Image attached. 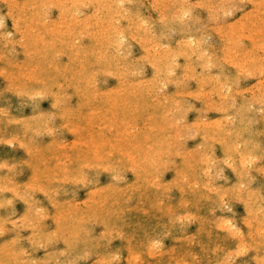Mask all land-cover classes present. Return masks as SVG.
<instances>
[{
    "label": "rangeland",
    "instance_id": "1",
    "mask_svg": "<svg viewBox=\"0 0 264 264\" xmlns=\"http://www.w3.org/2000/svg\"><path fill=\"white\" fill-rule=\"evenodd\" d=\"M28 1L29 0H0V17H4V25L0 27V158H2L0 159V198L2 200L0 201V256L1 253L3 254L0 257V264H80V262L81 264H223V262L229 258V255L233 260V264H257V262L259 264V262L264 259V235H262L264 234V172H261V169L264 168V163H261L259 160L260 156L264 155V151L260 150V145L264 143V76L261 75V72L264 70V0H256V3L255 0H231L233 3L228 0H220L219 2L215 0L216 4L214 0H212L211 4L208 3L210 0H207L208 2L206 0L205 2L203 0H197L199 2H196V0H168V3L167 0H165V5H174L173 1L176 3V6L177 3L181 4L178 6L181 10L176 7L174 9L172 8L174 12H172V9L166 10V8H162L164 4L160 2L163 3L164 0H157L159 2L155 0H133L134 2L132 0H125L128 2H124L123 0L126 5L125 8L117 7L121 2L119 0H97L96 2L92 0L93 4L91 0V2L85 0V4L83 2L84 0H80L83 4H81L79 0H66L65 3H63L64 0L62 3L61 0H59L60 3L58 0H56V2L52 0V4L50 1L46 0L49 4L48 2L43 4L42 1L44 0H40L43 6L38 0ZM35 1H38L40 5ZM75 1L80 4H77ZM68 2L69 4L75 2L74 5L76 4V8H80V5L82 7L77 11L73 4L70 6L67 5ZM190 2L193 6L190 5ZM252 2L255 4H251ZM183 3L185 4L183 5ZM196 3H199V5H206L207 7L199 8ZM65 4L68 9L65 8ZM90 4L94 5L95 9L93 7L89 11L86 7H83V5ZM99 4V8L101 7L104 9H98ZM108 4H110V6ZM226 4H229V6ZM230 4H233L234 6H232L234 8H232ZM50 5H53V7ZM111 5L114 6L112 7ZM154 5L160 8L153 7ZM189 6L193 7H191L193 10L190 18L191 21L186 19V24L184 22L183 25L179 26L178 21H176V23H178L175 24L173 17L180 15L182 10H188ZM219 6L230 9L225 10L223 8L224 11L221 8L218 10V8H220ZM45 7L48 11L45 10ZM57 7L61 8V10L63 9L62 12L59 8L56 9ZM209 7L214 8L210 9ZM96 8L98 13H95ZM64 9H66L68 13H66ZM71 9L74 11H72L74 14L77 12L76 15L71 14V11L69 12ZM105 9L106 11H104ZM169 10L171 12H169ZM102 11H104V13ZM166 11L171 15L168 16ZM208 11H211V15L214 16L211 18L215 20L209 22L210 19L208 20V18H210V16ZM9 12L11 14H9ZM45 12L49 14V17ZM105 12L107 14H105ZM111 12H114L115 15L112 13L114 18L109 17L111 16L109 15ZM126 12L128 17L125 15ZM129 12H132L131 14L133 15ZM159 12L160 15H158ZM214 12H216L217 15ZM225 13H229V15L226 16ZM241 13L243 14L241 15ZM93 14L95 16H92ZM10 15L14 17L11 18ZM58 15L61 16L59 17ZM77 15L79 16L78 20L76 19L78 17ZM90 15L91 18L94 17L93 20L90 18ZM161 15H167L166 24L160 26L155 31L152 30L151 27L145 30V28L139 26V22L137 21V16H142L150 23L153 19L152 22L159 25V17H161ZM17 16L20 17L17 18ZM37 16H40L41 19ZM62 16H67L65 18L66 22H61L64 19ZM86 17L88 19H86ZM131 17L136 18L138 23L135 21L133 22L134 19ZM72 18H75V23ZM82 18L84 19L83 21L81 20ZM108 18L110 20H108ZM111 19H115V21L112 22ZM127 19H130V21L137 26H131L132 23L130 21L128 23ZM24 21L28 24L27 26ZM42 21H47L45 23L46 25L44 23L40 24ZM80 21L83 22V24H79L78 22ZM84 21L90 26L93 21L95 22L89 27L84 25L86 24ZM116 21H119V23ZM206 21L208 22L207 24L205 23ZM228 21L231 23V26L228 25ZM232 21L234 23H232ZM53 22L54 25H52ZM60 22L63 25L60 24ZM114 22H116L117 25H114ZM57 23L58 25H56ZM106 24L109 25L107 26ZM119 24H123V26ZM80 25L84 30L82 32V29H79ZM240 25L242 26L240 27ZM103 26L106 27L108 32L105 28L103 29ZM223 26L224 28H221ZM95 27H97L96 29L99 31L93 29ZM113 27L119 28L114 29ZM127 27H129V29ZM247 27H249V29ZM44 28H46V30ZM77 28L80 31L76 30ZM86 28H88V31ZM121 28H123V30ZM241 28L244 30L242 29L241 31ZM257 29H262L261 31L259 30L260 33H262L260 34ZM58 30L60 33L57 32ZM70 30L75 32H69ZM166 30H168V32H166ZM130 31L132 34H130ZM142 31L144 32L141 33ZM169 31L172 33L170 34ZM215 31L217 32L216 36ZM224 31L229 32V34ZM230 31L233 32L232 36ZM253 31L257 34L255 32L256 35L252 33ZM51 32L55 34V39ZM149 32H153L151 33L152 35ZM7 33H12V35L9 36ZM31 33H35L34 36ZM56 33H59L57 34L59 37ZM71 33H73L72 36L75 38L73 40L70 39L72 37ZM163 33L164 35H162ZM183 33L186 37L183 36ZM81 34L88 37H84ZM140 34H143V36ZM239 34L242 37L240 36V40L236 42L238 43L241 41L245 44L235 43L234 39H236ZM128 35L130 36L129 38ZM167 35H169V37ZM190 35L195 40L197 39V47H193L191 44L187 43ZM198 35H202L203 38ZM49 36H52L53 39L49 38ZM82 37L84 38L82 39ZM93 37H95V40ZM104 38H106V40ZM139 38L146 39L147 42L143 39L141 42ZM132 40L134 41L132 42ZM34 41L36 43H33ZM148 41H150V44ZM165 42L166 44H164ZM55 43L57 44L55 45ZM222 43H224V46ZM115 44H117V47ZM85 46H87V48ZM206 46L209 50L206 49ZM112 47L113 50H111ZM148 49L151 51L150 54L147 51ZM236 50H238L237 52L239 53H236ZM157 52L159 53L157 54ZM161 52L164 55H162ZM29 53H31V55ZM190 54L193 55L190 56ZM49 55L51 57L50 59ZM33 57H36V59ZM172 57L174 59H172ZM222 57H225V59ZM210 58L214 60H210ZM242 58L244 59L243 61ZM32 62H34V64H32ZM218 63L221 66H219ZM208 64L212 65V69H208ZM95 65L98 67H95ZM244 66H247L246 69ZM57 68H59V70ZM236 70L241 72L237 73ZM247 70L250 72L248 73ZM242 72H245V74L248 73L250 76ZM253 72L255 74L251 76ZM240 73L242 74L240 75ZM155 74L157 75L154 76ZM216 75H218V77H216ZM253 75L255 77H253ZM233 76L237 79L235 80ZM241 76L243 77L241 78ZM153 77L155 78L151 79ZM168 77L170 79H168ZM139 78H141V80ZM8 79L9 81H7ZM237 82L239 83L237 84ZM229 84H231V87L234 86V88H231ZM253 85H256L255 88L251 87ZM258 85H261V87ZM243 87L247 90H242ZM192 88H194V90ZM259 88H263L261 92ZM235 89L240 90L238 92ZM208 90H210L211 93ZM148 91L149 93H147ZM170 91L174 94H171ZM251 92L253 94H251ZM134 93H136V95H134ZM163 93L167 95V98ZM114 98L117 99H115L116 102ZM239 99L240 101H238ZM243 99L247 101L243 102ZM234 101H236V103ZM257 101H259V103ZM52 103L54 104L52 105ZM243 103L245 106H243ZM201 104L203 105L201 106ZM208 104H210V106ZM214 104L215 106H213ZM251 106H253V108ZM246 108L248 111H246ZM252 109L254 110L252 111ZM220 110L221 113H219ZM240 111L241 113L243 111L242 116L244 117L239 114ZM131 112L133 113L131 114ZM222 112L224 116H222ZM228 112H230V114ZM256 115L258 116L256 117ZM216 116V120H212L213 118L215 119ZM82 117L86 119L83 120ZM226 117L228 119L227 122ZM251 117H253V119ZM202 118L204 120H209L205 122ZM254 120H256V123ZM86 121L89 123H86ZM163 121L165 123H163ZM199 121H203L204 124ZM173 122H175V124ZM248 122L250 123L248 124ZM128 124L131 125L128 126ZM215 124H217V126ZM169 125L170 127H168ZM185 126H188V129ZM232 126L235 128H232ZM195 129H198L200 132L198 130L197 132ZM178 130L180 134H178ZM116 131H120L119 133L121 135ZM211 132L213 133L211 134ZM240 138L242 139L240 140ZM85 142L86 144L84 145L83 143ZM111 142H113V145ZM199 145L200 147H198ZM225 145L227 146L225 147ZM238 145L240 146L239 149L237 147ZM235 148L245 152V155L242 154L245 158L248 155L246 152L251 153L250 155L254 157V162L250 167L245 168L240 162L241 159H237V154L233 153V149ZM227 149L228 152H226ZM85 150L87 152H85ZM261 152L262 155H259ZM192 155L194 156L192 157ZM227 160L228 163L226 164L225 161ZM156 161H158V164H153ZM223 161L224 164H222ZM81 163L84 165L82 166ZM99 164L103 167H99ZM208 167L210 168V172ZM233 169H236V171H233ZM248 169L252 170L248 171ZM233 172H236L234 176ZM239 184H243L244 187L241 188ZM258 194L261 195V197ZM177 195L180 196L178 197ZM80 199H87L85 201L89 204ZM15 200H17V202ZM130 201L133 203L131 204ZM82 203H84V205ZM84 209L85 211H83ZM105 209L107 210L105 211ZM87 210L90 211L88 212ZM261 212L263 213L262 215H260ZM255 215H257L258 218ZM73 217L75 219H73ZM247 219H249V222ZM256 220L259 221L256 222ZM227 221H231L232 226H236L234 228L237 229L239 233H243V235L239 237V234L236 232L234 233L229 226H227ZM69 225L71 228H69ZM259 225H261V229ZM69 230L72 231L70 232ZM73 231L76 233V236L73 235ZM259 231L261 233H258ZM246 232L248 236H246ZM249 233H253L252 236ZM244 236H246V238ZM250 238L251 240H248ZM155 239L160 241L161 247L159 248L160 250L150 254L148 243L150 240ZM241 244H243V246ZM50 249L53 250L51 251ZM237 250L242 254L235 255ZM242 250L244 252H242ZM226 252L227 255L225 254ZM52 254H54V257ZM255 255L259 257L256 259L257 256Z\"/></svg>",
    "mask_w": 264,
    "mask_h": 264
},
{
    "label": "bare ground",
    "instance_id": "2",
    "mask_svg": "<svg viewBox=\"0 0 264 264\" xmlns=\"http://www.w3.org/2000/svg\"><path fill=\"white\" fill-rule=\"evenodd\" d=\"M12 1H14V0H12ZM18 1H19V0H18ZM29 1H30V0H29ZM29 1H28V2H29ZM38 1H40V0H38ZM38 1H35V2H38ZM41 1H42V0H41ZM41 1H40V4H42V3L44 4V3L48 2V1L51 2L52 0H48V1L44 0L45 2L42 1V3H41ZM54 1L56 2V0H54ZM65 1H66V0H64V2H63V0H61V3H62V2L65 3ZM67 1H69V0H67ZM73 1H74V0H73ZM81 1H83V0H81ZM81 1L79 0V2H80L81 4H83V2H84V4H85V0H84L83 2H81ZM86 1H87V0H86ZM88 1H90V0H88ZM91 1H92V0H91ZM91 1H90V2H91ZM93 1H94V0H93ZM93 1H92V4H93ZM96 1H97V0H95V2H96ZM105 1H106V0H105ZM113 1H114V0H113ZM117 1H118V0H117ZM119 1H121V0H119ZM132 1H133V0H132ZM151 1H152V0H151ZM153 1H154V0H153ZM155 1H157V0H155ZM203 1L205 2V0H203ZM206 1H207V0H206ZM216 1H217V0H216ZM216 1L214 0V3H215ZM219 1H220V0H218V2H219ZM228 1H231V0H228ZM228 1H227V2H228ZM258 1H259V0H258ZM58 2H59V0H58ZM75 2H76V1H75ZM75 2H74V3H75ZM79 2H78V3L76 2V3H77V4H80ZM90 2H89V3H90ZM109 2H110V1H109ZM124 2H128V1H125V0H124ZM133 2H134V1H133ZM157 2H159V1H157ZM170 2H171V1H170ZM170 2H169V3H170ZM196 2H199V1L196 0ZM201 2H202V1H201ZM207 2H208V1H207ZM211 2H212V0H210V2H208V3L211 4ZM218 2H217V3H218ZM227 2H226V3H227ZM248 2H249V1H248ZM253 2H254V1H253ZM253 2H252L251 4H253ZM262 2H263V1H262ZM11 3H12V2H11ZM22 3H23V2H22ZM59 3H60V2H59ZM74 3H72V4H73L74 8H76V4L74 5ZM97 3H99V2H97ZM115 3H116V2H115ZM129 3H131V2H129ZM138 3H139V2H138ZM145 3H146V2H145ZM151 3H152V2H151ZM154 3H155V2H154ZM160 3H161V4H164V3H165V0H164L163 3H162V2H160ZM167 3H168V0H167ZM190 3H191V2H190ZM190 3H189V4H190ZM202 3H203V2H202ZM228 3H230V2H228ZM231 3H233V2L231 1ZM255 3H256V0H255ZM255 3H254V4H255ZM18 4H19V3H18ZM40 4H39V2H38V5H40ZM43 4H42V6H43ZM48 4H49V2H48ZM51 4H52V2H51ZM53 4H55V3H53ZM66 4H67V3H66ZM66 4H65V6H66L65 8H67V5H69V6L72 5V4H69V2H68L67 5H66ZM100 4H101V3H100ZM100 4L98 5V9L101 8V7L99 8ZM103 4H105V3H103ZM116 4H117V3H116ZM132 4H133V3H132ZM149 4H150V3H149ZM158 4H159V3H158ZM170 4H171V3H170ZM173 4L175 5L176 3L173 1ZM179 4H180V3H179ZM179 4L177 3V7H176V8H179V7H178ZM184 4H185V3H183V5H184ZM196 4L199 5V3H196ZM215 4H216V3H215ZM221 4H222V3H221ZM224 4H225V2H224ZM224 4H222V5H224ZM254 4H253V5H254ZM257 4H258V3H257ZM9 5H10V4H9ZM29 5H30V3H29ZM90 5H91V4H90ZM101 5H102V4H101ZM106 5H107V4H106ZM108 5L110 6V4H108ZM151 5H152V4H151ZM164 5H165V4H164ZM164 5H162V8H165V7H163ZM167 5H168V4H167ZM171 5H172V4H171ZM180 5H181V4H180ZM190 5H192V3H191ZM200 5H202V4H200ZM218 5H219V4H218ZM226 5L229 6V4H226ZM232 5H233V4H230V6H232ZM258 5H259V4H258ZM11 6H12V4H11ZM50 6L53 7V5H50ZM56 6H57V5H56ZM58 6H59V5H58ZM103 6H104V5H103ZM103 6H102V7H103ZM111 6H112V5H111ZM113 6H114V5H113ZM113 6H112V7H113ZM115 6H116V5H115ZM138 6H139V5H138ZM147 6H148V5H147ZM192 6H193V5H192ZM192 6H191V7H192ZM208 6H209V5H208ZM224 6H225V5H224ZM233 6H234V5H233ZM233 6H232V8H234ZM28 7H29V6H28ZM46 7H48V6H46ZM46 7H45V10H47ZM52 7H51V8H52ZM54 7H55V6H54ZM77 7H78V6H77ZM81 7H82V6L80 5V8H81ZM117 7H118V5H117ZM139 7H140V6H139ZM211 7H212V5H211ZM219 7H220V6H219ZM225 7H226V6H225ZM252 7H254V6H252ZM259 7H260V6H259ZM15 8H16V7H15ZM31 8H32V7H31ZM51 8H50V9H51ZM58 8H59V7H57L56 9H58ZM63 8H64V6H63ZM80 8H76L77 11H78V9H80ZM109 8H110V7H109ZM148 8H149V6H148ZM159 8H160V7H159ZM184 8H185V6H184ZM192 8H193V7H192ZM205 8H206V7H205ZM209 8H210V7H209ZM213 8H214V7H213ZM213 8H210V9H213ZM221 8H222V7L218 8V10H220ZM223 8H224V7H223ZM223 8H222V9H223ZM262 8H263V7H262ZM0 9H1V8H0ZM36 9H37V8H36ZM36 9H35V10H36ZM41 9H42V8H41ZM50 9H49V10H50ZM59 9H60V11L62 12L63 9H62V10H61V8H59ZM67 9H68V8H67ZM69 9H70V8H69ZM82 9H83V8H82ZM94 9H95V7H94ZM102 9H104V8H101V10H102ZM114 9H115V8H114ZM114 9H112V10H114ZM118 9H119V8H118ZM138 9H139V8H138ZM173 9H174V8H173ZM173 9H172V10H173ZM179 9H180V8H179ZM194 9H195V8H194ZM224 9H225V8H224ZM224 9H223V10H224ZM227 9L229 10L230 8H226L225 10H227ZM250 9H251V8H250ZM254 9H256V8H254ZM8 10H9V9H8ZM23 10H24V9H23ZM33 10H34V9H33ZM64 10H65V12H66V9H64ZM86 10H87V9H86ZM101 10H100V11H101ZM115 10H117V9H115ZM120 10H121V9H120ZM124 10H126V9H124ZM129 10H130V9H129ZM156 10H157V9H156ZM159 10H160V9H159ZM159 10H158V11H159ZM161 10H163V9H161ZM164 10H165V9H164ZM166 10H168V9H166ZM180 10H181V9H180ZM207 10H209V9H207ZM215 10L218 11L217 9H215ZM225 10H224V11H225ZM234 10H235V9H234ZM251 10H252V9H251ZM260 10H263V9H260ZM11 11H12V10H11ZM26 11H27V10H26ZM26 11H25V12H26ZM47 11H48V10H47ZM52 11H53V10H52ZM70 11L72 12L73 10L71 9V10H69V12H70ZM82 11H83V10H82ZM82 11H81V12H82ZM104 11H106V9H105ZM104 11H102V12L104 13ZM108 11H109V9H108ZM108 11H107V12H108ZM118 11H119V10H118ZM118 11H117V12H118ZM177 11H178V10H177ZM192 11H193V10H192ZM194 11H195V10H194ZM246 11H247V10H246ZM248 11H249V9H248ZM248 11H247V12H248ZM5 12H6V11H5ZM12 12H13V11H12ZM73 12H74V11H73ZM73 12H72L71 14H74ZM121 12H122V10H121ZM169 12H171V11L169 10ZM169 12L166 11L167 14H168ZM172 12H174V10H173ZM175 12H176V11H175ZM210 12H211V11H208V13H210ZM218 12H219V11H218ZM222 12H223V11H222ZM244 12H245V10H244ZM263 12H264V10H263ZM7 13H8V11H7ZM28 13H29V12H28ZM36 13H37V12H36ZM41 13H42V12H41ZM45 13H46V12H45ZM45 13H43V14H45ZM66 13H68V11H67ZM76 13H77V12H76ZM76 13H75L74 15H76ZM95 13H98V12H97V8H96V12H95ZM95 13H94V14H95ZM112 13L114 14V12H111V14H109V15H111V16H109L110 18H111V17L114 18V16H112V15H113ZM119 13H120V12H119ZM119 13H116V14L120 15ZM124 13H125V12H124ZM126 13H127V12H126ZM129 13H130V12H129ZM131 13H132V12H131ZM131 13H130V14H131ZM139 13H140V11H139ZM177 13H178V12H177ZM177 13H176V14H177ZM199 13H200V12H199ZM202 13H203V12H202ZM214 13L216 14V12H214ZM214 13H212V14H214ZM220 13H221V12H220ZM9 14H10V12H9ZM19 14H20V13H19ZM19 14H18V15H19ZM33 14H34V13H33ZM46 14H47V16L49 15L48 13H46ZM46 14H45V15H46ZM59 14H60V13H59ZM63 14H64V13H63ZM63 14H62V15H63ZM71 14H70V15H71ZM91 14H92V13H91ZM94 14H93L92 16H95ZM105 14H107V13L105 12ZM136 14H137V12H136ZM157 14H158V13H157ZM157 14H156V15H157ZM173 14H174V13H173ZM180 14H181V13H180ZM242 14H243V13H241V15H242ZM254 14H255V13H254ZM0 15H1V14H0ZM20 15H21V14H20ZM39 15H40V14H39ZM64 15H65V14H64ZM114 15H115V14H114ZM121 15H122V14H121ZM131 15H133V14H131ZM137 15H138V14H137ZM140 15H141V13H140ZM158 15H160V12H159ZM170 15H171V14H170ZM170 15L168 14V16H170ZM216 15H217V14H216ZM249 15H250V14H249ZM263 15H264V14H263ZM8 16H9V15H8ZM58 16L60 17L61 15H58ZM68 16H69V15H68ZM77 16H78V15H77ZM83 16H85V15H83ZM83 16H82V17H83ZM99 16L101 17L100 14H99ZM116 16H117V15H116ZM142 16H143V13H142ZM145 16H146V15H145ZM166 16H167V15H166ZM209 16H210V18H208V20L210 19L209 22H210L211 20H212V21L215 20V19H212L214 16H212V15H209ZM239 16H240V15H239ZM10 17H11V15H10ZM13 17H14V16H13ZM13 17H11V18H13ZM19 17H20V16H19ZM19 17L17 16V18H19ZM34 17H35V16H34ZM34 17H33V18H34ZM37 17H38V16H37ZM39 17H40V16H39ZM39 17H38V18H39ZM43 17H44V16H43ZM48 17H49V16H48ZM62 17L64 18V19L61 21V22L63 23V21H65V18H66L67 16H65V17L62 16ZM69 17H71V16H69ZM73 17H75V16H73ZM88 17H89V16H88ZM104 17H105V16H104ZM104 17H103V18H104ZM106 17H107V16H106ZM121 17H122V16H121ZM121 17H120V18H121ZM127 17H128V16H127ZM143 17H144V16H143ZM207 17H208V16H207ZM211 17H212V18H211ZM240 17H241V16H240ZM245 17H246V15H245ZM258 17H259V16H258ZM5 18H6V17H5ZM15 18H16V17H15ZM15 18H14V19H15ZM38 18H37V19H38ZM44 18H45V17H44ZM51 18H52V17H51ZM83 18H84V17H83ZM83 18L81 19L82 21L84 20ZM90 18H91V15H90ZM93 18H94V17H93ZM93 18H91V19L93 20ZM131 18H133V17H131ZM131 18H130V19H131ZM151 18H153V17H151ZM159 18H160V17H159ZM167 18H168V17H167ZM215 18H216V16H215ZM8 19H9V18H8ZM22 19H23V18H22ZM22 19H21V20H22ZM40 19H41V17H40ZM47 19H48V18H47ZM53 19H55V18H53ZM57 19H58V18H57ZM72 19H73V18H72ZM72 19H71V20H72ZM74 19H75V18H74ZM74 19H73V21H74ZM76 19L78 20V19H79V16H78ZM86 19H88V18L86 17ZM101 19H102V18H101ZM116 19H117V18H116ZM130 19H129V20L127 19V20H128V23H129ZM133 19H134V20H133ZM133 19H132L133 22H134V21H135V22L138 21V20L136 21V18H133ZM155 19H156V18H155ZM157 19H158V17H157ZM171 19H172V17H171ZM234 19H235V18H234ZM244 19H245V18H244ZM258 19H259V18H258ZM42 20H43V19H42ZM50 20H51V19H50ZM96 20H97V19H96ZM104 20H105V18H104ZM108 20H110V19L108 18ZM111 20H112V22L115 21V19H111ZM125 20H126V19H125ZM158 20H159V19H158ZM189 20H190V18H189ZM196 20H197V19H196ZM196 20H195V22H196ZM208 20H207V21H208ZM236 20H237V19H236ZM236 20H235V21H236ZM238 20H239V19H238ZM263 20H264V19H263ZM16 21H17V20H16ZM35 21H36V20H35ZM38 21H39V19H38ZM38 21H37V22H38ZM44 21H45V20H44ZM98 21H99V20H98ZM152 21H153V19H152ZM152 21H151V22H152ZM159 21H160V20H159ZM173 21H174V20H173ZM173 21H172V22H173ZM177 21H178V20H177ZM185 21H186V20H185ZM190 21H191V20H190ZM197 21H198V20H197ZM207 21L205 22L206 24L208 23ZM243 21H244V20H243ZM246 21H247V20H246ZM9 22H10V21H9ZM14 22H15V21H14ZM22 22H23V21H22ZM24 22H25V21H24ZM28 22H29V21H28ZM46 22H47V21H46ZM46 22H43V21H42L40 24H43V23L45 24ZM61 22H60V24H62ZM65 22H66V21H65ZM88 22H89V21H88ZM94 22H95V21H93L92 24H94ZM109 22H110V21H109ZM116 22H117V21H116ZM116 22H114L115 24H114V23H112V24L117 25ZM130 22H131V21H130ZM133 22H131V23H132L131 26H137V25H135V23L133 24ZM138 22H139V21H138ZM138 22H137V23H138ZM157 22H158V21H157ZM170 22H171V21H170ZM170 22H169V24H170ZM178 22H179V21H178ZM178 22H177V23H178ZM239 22L242 23L241 21H239ZM250 22H251V21H250ZM15 23H16V22H15ZM25 23H26V22H25ZM49 23H50V22H49ZM74 23H75V21H74ZM78 23H79V24H80V23L83 24V22H81V21L78 22ZM84 23H86V24H84V25H87V22L84 21ZM98 23H99V22H98ZM137 23H136V24H137ZM174 23L177 24L176 21H175ZM186 23H187V22H185V24H186ZM191 23H192V22H191ZM193 23H194V22H193ZM227 23H229V21H228ZM232 23H234V22L232 21ZM40 24H38V25H40ZM60 24H59V26H60ZM79 24H76V25H79ZM82 24H81V25H82ZM92 24H91V26H92ZM102 24H103V21H102ZM138 24H139V23H138ZM165 24H166V23H165ZM167 24H168V23H167ZM178 24H179V26L181 25L180 22H179ZM197 24H201V23H197ZM203 24H204V23H203ZM214 24H215V23H214ZM230 24H231V23H229L228 25H230ZM260 24H261V23H260ZM12 25H13V24H12ZM25 25L27 26L28 24L26 23ZM45 25H46V24H45ZM52 25H54V22H53ZM56 25H58V23H57ZM62 25H63V24H62ZM68 25H69V24H68ZM81 25H80V28H79V29H80V30L82 29V30H81V32H82V31H84V30H83V27H82ZM106 25H107V24H106ZM106 25H105V26H106ZM108 25H109V24H108ZM108 25H107V26H108ZM119 25H120V24H119ZM125 25H126V24H125ZM232 25H233V24H232ZM237 25H238V24H237ZM244 25H245V24H244ZM26 26H25V27H26ZM40 26H41V25H40ZM69 26H70V25H69ZM74 26H75V25H74ZM87 26L91 27L90 25H87ZM96 26H97V25H96ZM120 26H123V24H121ZM129 26H130V25H129ZM139 26H140V24H139ZM167 26H168V25H167ZM184 26H185V25H184ZM190 26H191V25H190ZM200 26H201V25H200ZM213 26H214V25H213ZM230 26H231V25H230ZM233 26H235V25H233ZM241 26H242V25H240V27H241ZM16 27H17V26H16ZM16 27H15V28H16ZM37 27H38V26H37ZM42 27H43V25H42ZM57 27H58V26H57ZM64 27H65V26H64ZM76 27H77V26H76ZM76 27H75V28H76ZM81 27H82V28H81ZM84 27H85V26H84ZM125 27H126V26H125ZM140 27H142V26H140ZM140 27H139V28H140ZM187 27H188V26H187ZM202 27H203V26H202ZM202 27H201V28H202ZM255 27H257V26H255ZM5 28H6V27H5ZM5 28H4V29H5ZM21 28H22V27H21ZM31 28H32V27H31ZM46 28H47V26H46ZM46 28H44V29L46 30ZM50 28H51V27H50ZM52 28H53V27H52ZM69 28H70V27H69ZM96 28H97V27H95V28H93V29H95L96 31H99V30H97ZM100 28H101V27H100ZM104 28H105V30H106V27L103 26V29H104ZM108 28H109V27H108ZM113 28H114V27H113ZM115 28H116V27H115ZM115 28H114V29H115ZM118 28H119V27H117L116 29H118ZM127 28L129 29V27H127ZM127 28H126V29H127ZM169 28H170V26H169ZM173 28H174V27H173ZM185 28H186V26H185ZM189 28H190V27H189ZM196 28H198V27H196ZM217 28H218V27H217ZM219 28H220V27H219ZM221 28H224V26L221 27ZM221 28H220V29H221ZM226 28H227V27H226ZM247 28L249 29V27H247ZM11 29H12V28H11ZM24 29H26V28H24ZM34 29H36V28H34ZM39 29H40V28H39ZM63 29H64V28H63ZM72 29H73V28H72ZM79 29L77 28L76 30L80 31ZM87 29H88V28H86V30H87ZM91 29H92V28H91ZM121 29L123 30V28H121ZM134 29H135V28H134ZM140 29H142V28H140ZM176 29H177V27H176ZM181 29H183V28H181ZM181 29H180V30H181ZM220 29H219V30H220ZM242 29H243V28H241V31H242ZM31 30H32V29H31ZM42 30H43V29H42ZM45 30H44V31H45ZM119 30H120V29H119ZM130 30H131V29H130ZM132 30H133V29H132ZM142 30H143V29H142ZM145 30H146V29H145ZM164 30H165V29H164ZM171 30H172V29H171ZM196 30H197V29H196ZM243 30H244V29H243ZM257 30H258V29H257ZM259 30H260V29H259ZM259 30H258V31H259ZM261 30H262V29H261ZM261 30H260V31H261ZM8 31H9V30H8ZM20 31H22V30H20ZM32 31H33V30H32ZM36 31H37V30H36ZM52 31H53V29H52ZM87 31H88V30H87ZM92 31H93V30H92ZM106 31H107V30H106ZM113 31H115V30H113ZM126 31H127V30H126ZM126 31H125V33H126ZM133 31H134V30H133ZM135 31H136V30H135ZM188 31H189V29H188ZM188 31H185V32H188ZM213 31H214V30H213ZM235 31H236V30H235ZM237 31H238V29H237ZM247 31H248V30H247ZM260 31H259V33H260ZM11 32H14V31H11ZM15 32H16V31H15ZM18 32H19V31H18ZM57 32H59V30H58ZM69 32H73V33H74L75 31H73V30L71 31V30H70ZM81 32H80V33H81ZM107 32H108V31H107ZM118 32H119V31H118ZM137 32H138V31H137ZM143 32H144V31H142L141 33H143ZM153 32H154V31H153ZM153 32H151V33H153ZM166 32H168V30H166ZM169 32H170V31H169ZM202 32H203V30H202ZM204 32H206V31H204ZM215 32H216V31H215ZM217 32H218V30H217ZM217 32H216L215 36L217 35ZM220 32H221V31H220ZM224 32H226V31H224ZM224 32H223V33H224ZM230 32H231V31H230ZM254 32H255V31H253L252 33H254ZM0 33H1V32H0ZM59 33H60V32H59ZM59 33H56V35L59 34ZM73 33H71V36H72ZM90 33H91V32H90ZM90 33H88V34H90ZM92 33H93V32H92ZM110 33H111V32H110ZM116 33H117V32H116ZM121 33H122V32H121ZM127 33H128V31H127ZM149 33H150V32H149ZM151 33H150V34H151ZM171 33H172V32H170V34H171ZM226 33L229 34V32H226ZM232 33H233V32H231V36H232ZM238 33H239V32H238ZM247 33H248V32H247ZM255 33H256V32H255ZM255 33H254V34H255ZM261 33H262V32H261ZM261 33H260V34H261ZM263 33H264V32H263ZM7 34H8V33H7ZM7 34H6V35H7ZM31 34H32V33H31ZM34 34H35V33H34ZM34 34H32V35L34 36ZM44 34H45V33H44ZM46 34H47V33H46ZM51 34H53V32H51ZM51 34H50V35H51ZM85 34H86V33H85ZM119 34H120V33H119ZM119 34H118V35H119ZM130 34H132L131 31H130ZM134 34H135V33H134ZM138 34H139V33H138ZM170 34H169V35H170ZM183 34H184V33H183ZM183 34H181V35H183ZM207 34H211V33H207ZM207 34H206V35H207ZM227 34H226V35H227ZM254 34H253V36H254ZM256 34H257V33H256ZM256 34H255V35H256ZM14 35H15V33H14ZM81 35H83V34H81ZM86 35H87V34H86ZM118 35H117V36H118ZM140 35H141V34H140ZM146 35H147V33H146ZM151 35H152V34H151ZM162 35H164V33H163ZM169 35H167V36L169 37ZM218 35H221V34H218ZM226 35H222V36H226ZM19 36H20V35H19ZM33 36H31V37H33ZM54 36H55V34H53V38H54ZM57 36H58V35H57ZM83 36H84V35H83ZM124 36H126V35H124ZM141 36H143V34H142ZM183 36L186 37L185 34H184ZM190 36H191V35H190ZM195 36H196V35H195ZM195 36H194V37H195ZM198 36H200V35H198ZM222 36H221V38H222ZM229 36H230V35H229ZM236 36H237V35H236ZM240 36H241V35L239 34V36H237V37L239 38ZM246 36H247V35H246ZM250 36H251V34H250ZM253 36H252V37H253ZM260 36H261V35H260ZM5 37H6V36H5ZM22 37H23V35H22ZM22 37H21V38H22ZM31 37H29V38H31ZM44 37H46V36H44ZM55 37H56V36H55ZM58 37H59V36H58ZM76 37H78V36H76ZM79 37H80V36H79ZM84 37H88V36H84ZM84 37H82V39H83ZM114 37H115V35H114ZM119 37H120V35H119ZM126 37H127V36H126ZM129 37H130V36L128 35V38H129ZM134 37H136V36H134ZM138 37H139V36H138ZM180 37H181V36H180ZM200 37L203 38L202 35H201ZM234 37H235V36H234ZM237 37H236V39L233 38L234 41H235V43H237L236 41H239V40H240V38L238 39ZM241 37H242V36H241ZM252 37H251V38H252ZM14 38H15V37H14ZM19 38H20V37H19ZM49 38H52V36H51V37L49 36ZM53 38H52V39H53ZM69 38H70V37H69ZM69 38H68V39H69ZM90 38H91V37H90ZM100 38H101V37H100ZM131 38H132V37H131ZM140 38H141V37H140ZM140 38H139V39H140ZM143 38H144V37H143ZM143 38H142V39H143ZM147 38H148V36H147ZM247 38H248V37H247ZM17 39H18V38H17ZM54 39H55V38H54ZM63 39H65V38H63ZM70 39L73 40V39H75V38L72 36ZM80 39H81V38H80ZM82 39H81V41H82ZM93 39L95 40V37H93ZM98 39H99V38H98ZM104 39L106 40V38H104ZM121 39H122V38H121ZM126 39H127V38H126ZM142 39H140L141 42H142ZM148 39H149V38H148ZM186 39H187V38H186ZM188 39H189V38H188ZM218 39H220V38H218ZM248 39H250V38H248ZM21 40H22V39H21ZM39 40H40V39H39ZM42 40H43V39H42ZM45 40H46V39H45ZM45 40H44V41H45ZM90 40H92V39H90ZM109 40H110V39H109ZM134 40H135V39H134ZM134 40H132V42H133ZM143 40H144V39H143ZM151 40H152V39H151ZM153 40H154V39H153ZM196 40H197V39H196ZM230 40H231V39H230ZM7 41H8V40H7ZM17 41H18V40H17ZM28 41H29V40H28ZM44 41H40V42H44ZM50 41H51V39H50ZM59 41H61V40H59ZM59 41H58V42H59ZM63 41H64V40H63ZM65 41H66V40H65ZM103 41H104V40H103ZM113 41H114V40H113ZM144 41L147 42L146 39H145ZM144 41H143V42H144ZM222 41H223V40H222ZM29 42H30V41H29ZM46 42H47V41H46ZM51 42H52V41H51ZM51 42H50V43H51ZM75 42H76V40H75ZM77 42H78V41H77ZM82 42H83V41H82ZM99 42H100V41H99ZM107 42H108V41H107ZM117 42H118V41H117ZM137 42H138V41H137ZM149 42H150V41H148V43H149ZM156 42H157V41H156ZM161 42H162V41H161ZM201 42H202V40H201ZM211 42H212V41H211ZM230 42H231V41H230ZM33 43H36V42L34 41ZM38 43H39V41H38ZM90 43H91V42H90ZM101 43H102V42H101ZM103 43H104V42H103ZM111 43H112V42H111ZM151 43H152V42H151ZM175 43H176V42H175ZM177 43H178V42H177ZM205 43H206V42H205ZM213 43H214V41H213ZM227 43H228V42H227ZM238 43H241V44L243 43V44H245L244 42H241V41L238 42ZM238 43H237V44H238ZM248 43H249V42H248ZM253 43H254V42H253ZM4 44H5V43H4ZM30 44H31V43H30ZM56 44H57V43H55V45H56ZM131 44H132V43H131ZM149 44H150V43H149ZM154 44H155V43H154ZM161 44H163V43H161ZM164 44H166V42H165ZM218 44H219V43H218ZM232 44H233V43H232ZM251 44H252V43H251ZM254 44H255V43H254ZM254 44H253V45H254ZM20 45H21V44H20ZM46 45H47V44H46ZM116 45H117V44H115V46H116ZM139 45H140V44H139ZM143 45H144V43H143ZM179 45H180V44H179ZM201 45H202V43H201ZM212 45H213V44H212ZM212 45H211V46H212ZM222 45L224 46V43H222ZM249 45H250V44H249ZM253 45H252V46H253ZM14 46H16V45H14ZM49 46H50V45H49ZM58 46H59V45H58ZM60 46H61V45H60ZM87 46H89V45H87ZM87 46H85V47L87 48ZM94 46H95V45H94ZM115 46H114V47H115ZM123 46H124V43H123ZM132 46H133V45H132ZM137 46H138V45H137ZM145 46H146V45H145ZM155 46H156V45H155ZM161 46H162V45H161ZM166 46H168V45H166ZM171 46H172V45H171ZM184 46H185V45H184ZM204 46H205V45H204ZM204 46H203V47H204ZM208 46H209V45H208ZM246 46H247V45H246ZM254 46H256V45H254ZM259 46H260V45H259ZM30 47H31V46H30ZM39 47H40V46H39ZM103 47H104V46H103ZM116 47H117V46H116ZM140 47H141V46H140ZM172 47H174V46H172ZM196 47H197V46H196ZM198 47H199V46H198ZM200 47H201V46H200ZM218 47H219V46H218ZM218 47H216V48H218ZM260 47H261V46H260ZM19 48H20V46H19ZM31 48H32V47H31ZM60 48H61V47H60ZM64 48H65V47H64ZM80 48H81V47H80ZM101 48H102V47H101ZM109 48H110V47H109ZM151 48H152V47H151ZM166 48H167V47H166ZM219 48H221V47H219ZM225 48H226V47H225ZM23 49H24V48H23ZM23 49H22V50H23ZM27 49H28V48H27ZM154 49H155V48H154ZM206 49H208L207 46H206ZM206 49H205V50H206ZM16 50H17V49H16ZM25 50H26V48H25ZM78 50H79V49H78ZM111 50H113V47H112ZM149 50H150V49H148L147 51H148V53L150 54L151 51H149ZM152 50H153V49H152ZM205 50H204V51H205ZM208 50H209V49H208ZM211 50H212V49H211ZM215 50H216V49H215ZM224 50H225V49H224ZM224 50H223V51H224ZM239 50H240V49H239ZM247 50H248V49H247ZM255 50H256V47H255ZM260 50H261V49H260ZM17 51H18V50H17ZM76 51H77V50H76ZM76 51H75V52H76ZM114 51H115V50H114ZM114 51H113V52H114ZM145 51H146V50H145ZM154 51H156V50H154ZM164 51H165V50H164ZM197 51H198V50H197ZM234 51H235V49H234ZM237 51H238V50H236V53H239V52H237ZM248 51H250V50H248ZM22 52H23V51H22ZM32 52H33V51H32ZM45 52H46V51H45ZM75 52H74V53H75ZM84 52H85V51H84ZM108 52H109V51H108ZM162 52H163V51H162ZM162 52H161V54H162ZM192 52H193V51H192ZM205 52H206V51H205ZM246 52H247V51H246ZM20 53H21V52H20ZM67 53H69V52H67ZM67 53H66V54H67ZM105 53H106V52H105ZM105 53H104V54H105ZM109 53H110V52H109ZM136 53H137V52H136ZM158 53H159V52H157V54H158ZM165 53H166V52H165ZM201 53H202V52H201ZM203 53H204V52H203ZM212 53H213V51H212ZM224 53H225V52H224ZM228 53H230V52H228ZM233 53H234V52H233ZM247 53H248V52H247ZM29 54L31 55V53H29ZM32 54H33V53H32ZM42 54H43V53H42ZM66 54H64V55H66ZM75 54H76V53H75ZM134 54H135V53H134ZM154 54H156V53H154ZM214 54H215V53H214ZM219 54H220V53H219ZM222 54H223V53H222ZM231 54H232V52H231ZM36 55H37V54H36ZM40 55H41V53H40ZM60 55H61V53H60ZM70 55H71V54H70ZM70 55H69V57H70ZM76 55H77V54H76ZM86 55H87V54H86ZM143 55H144V54H143ZM143 55H139V56H143ZM162 55H164V54H162ZM191 55H193V54H190V56H191ZM198 55H199V54H198ZM198 55H197V56H198ZM203 55H204V54H203ZM217 55H218V54H217ZM248 55H249V54H248ZM133 56H134V55H133ZM139 56H138V58H139ZM146 56H148V55H146ZM223 56H224V55H223ZM233 56H234V55H233ZM31 57H32V56H31ZM36 57H37V56H36ZM36 57H33V58L36 59ZM43 57H44V56H43ZM46 57H48V56H46ZM69 57H68V58H69ZM89 57H90V56H89ZM93 57H94V56H93ZM97 57H99V56H97ZM157 57H158V56H157ZM160 57H161V56H160ZM225 57H226V56H225ZM225 57H224V58L222 57V58L225 59ZM237 57H240V56H237ZM237 57H236V59H237ZM27 58H28V57H27ZM27 58H25V59H27ZM50 58H51V57H50V55H49V59H50ZM64 58H65V57H64ZM132 58H133V57H132ZM134 58H135V57H134ZM151 58H152V57H151ZM175 58H176V57H175ZM207 58H209V57H207ZM216 58H217V57H216ZM226 58H227V57H226ZM233 58H234V57H233ZM255 58H256V57H255ZM37 59H38V58H37ZM60 59H62V58H60ZM89 59H90V58H89ZM122 59H123V58H122ZM142 59H143V58H142ZM146 59H147V57H146ZM157 59H158V58H157ZM172 59H174V58L172 57ZM183 59H184V58H183ZM223 59H222V60H223ZM236 59H235V60H236ZM263 59H264V58H263ZM263 59H262V60H263ZM19 60H20V59H19ZM41 60H43V59H41ZM41 60H39V61H41ZM109 60H110V59H109ZM123 60H124V59H123ZM136 60H137V59H136ZM176 60H177V59H176ZM210 60H214V59H211V58H210ZM215 60H216V59H215ZM243 60H244V59L242 58V61H243ZM248 60H249V59H248ZM34 61H35V60H34ZM39 61H38V62H39ZM89 61H90V60H89ZM112 61H114V60H112ZM124 61H125V60H124ZM141 61H142V60H141ZM183 61H184V60H183ZM189 61H190V60H189ZM216 61H220V60H216ZM216 61H215V62H216ZM228 61H229V60H228ZM252 61H253V60H252ZM42 62H44V61H42ZM110 62H111V61H110ZM122 62H123V61H122ZM150 62H151V60H150ZM215 62H214V63H215ZM220 62H221V61H220ZM225 62H226V61H225ZM240 62H241V60H240ZM247 62H248V61H247ZM40 63H41V62H40ZM64 63H65V62H64ZM180 63H181V62H180ZM260 63H261V61H260ZM260 63H259V64H260ZM263 63H264V62H263ZM32 64H34V62H32ZM60 64H61V63H60ZM161 64H162V63H161ZM173 64H174V63H173ZM204 64H205V63H204ZM212 64H213V63H212ZM218 64H219V63H218ZM218 64H215V65H218ZM234 64H235V63H234ZM246 64H247V63H246ZM41 65H42V64H41ZM52 65H53V64H52ZM75 65H76V63H75ZM146 65H147V64H146ZM150 65H151V64H150ZM165 65H166V64H165ZM169 65H170V64H169ZM223 65H224V63H223ZM223 65H222V69H223ZM230 65H231V64H230ZM232 65H233V64H232ZM240 65H242V64H240ZM240 65H238V66H240ZM244 65H245V64H244ZM249 65H250V64H249ZM263 65H264V64H263ZM31 66H32V65H31ZM47 66H48V65H47ZM80 66H81V65H80ZM80 66H79V67H80ZM110 66H111V65H110ZM133 66H134V65H133ZM176 66H177V63H176ZM219 66H221V65L219 64ZM250 66H251V65H250ZM255 66H256V65H255ZM34 67H35V66H34ZM37 67H38V66H37ZM95 67H98V66L95 65ZM104 67H105V66H104ZM234 67H235V66H234ZM244 67H245V69H246L247 66H244ZM260 67H261V66H260ZM262 67H263V66H262ZM92 68H93V66H92ZM102 68H103V67H102ZM134 68H135V67H134ZM145 68H146V67H145ZM152 68H153V67H152ZM180 68H181V67H180ZM231 68H232V66H231ZM235 68H236V67H235ZM263 68H264V67H263ZM263 68H262V70H263ZM57 69L59 70V68H57ZM94 69H95V68H94ZM99 69H100V68H99ZM113 69H114V68H113ZM177 69H178V68H177ZM182 69H183V68H182ZM182 69H181V70H182ZM208 69H209V67H208ZM211 69H212V68H211ZM219 69H220V68H219ZM242 69H243V68H242ZM242 69H241V70H242ZM245 69H244V70H245ZM256 69H257V68H256ZM36 70H37V69H36ZM149 70H150V69H149ZM153 70H154V69H153ZM173 70H174V69H173ZM175 70H176V69H175ZM184 70H185V69H184ZM196 70H197V69H196ZM220 70H221V69H220ZM262 70H261V71H262ZM60 71H61V69H60ZM60 71H59V73H60ZM186 71H187V70H186ZM208 71H209V70H208ZM236 71H237V73H238V72H241V71H239V70H236ZM247 71H248V70H247ZM263 71H264V70H263ZM263 71H262V72H263ZM46 72H47V71H46ZM62 72H63V71H62ZM154 72H155V71H154ZM160 72H161V71H160ZM182 72H183V71H182ZM182 72H181V73H182ZM209 72H210V71H209ZM249 72H250V71H248V73H249ZM257 72H259V71H257ZM262 72H261V73H262ZM42 73H44V72H42ZM103 73H104V72H103ZM168 73H169V72H168ZM212 73H213V72H212ZM224 73H225V71H224ZM226 73H227V71H226ZM242 73L245 74V72H242ZM242 73H240V75H241ZM248 73H246V74L248 75ZM0 74H1V73H0ZM5 74H6V73H5ZM70 74H71V73H70ZM138 74H139V73H138ZM145 74H146V73H145ZM174 74H175V73H174ZM187 74H188V73H187ZM187 74H186V75H187ZM216 74H218V73H216ZM246 74H245V75H246ZM252 74H255V73H254V72L251 73V76H252ZM6 75H8V74H6ZM129 75H130V74H129ZM131 75H132V74H131ZM152 75H153V74H152ZM156 75H157V74H155L154 76H156ZM169 75H170V74H169ZM179 75H181V74H179ZM184 75H185V74H184ZM204 75H205V74H204ZM214 75H215V74H214ZM220 75H223V74H220ZM245 75H244V76H245ZM54 76H55V75H54ZM58 76H59V75H58ZM144 76H145V75H144ZM177 76H178V75H177ZM177 76H176V77H177ZM182 76H183V75H182ZM206 76H208V75H206ZM226 76H227V75H226ZM226 76H223V77H226ZM238 76H239V75H238ZM248 76H250V75H248ZM51 77H52V76H51ZM59 77H60V76H59ZM147 77H148V76H147ZM169 77H170V76H169ZM169 77H168V79H170ZM172 77H174V76H172ZM184 77H185V76H184ZM216 77H218V75H216ZM229 77H230V76H229ZM242 77H243V76H241V78H242ZM253 77H255V76L253 75ZM108 78H109V77H108ZM111 78H112V77H111ZM114 78H115V77H114ZM154 78H155V77H153V78H151V79H154ZM158 78H159V77H158ZM180 78H181V77H180ZM203 78H204V77H203ZM207 78H208V77H207ZM233 78H234V76H233ZM257 78H259V77H257ZM15 79H16V78H15ZM64 79H65V76H64ZM124 79H125V78H124ZM139 79L141 80V78H139ZM142 79H143V78H142ZM185 79H186V78H185ZM196 79H197V78H196ZM213 79H214V78H213ZM222 79H223V78H222ZM227 79H228V78H227ZM234 79H235V78H234ZM236 79H237V78H236ZM236 79H235V80H236ZM243 79H245V78H243ZM246 79H247V78H246ZM259 79H260V78H259ZM59 80H60V79H59ZM129 80H130V79H129ZM143 80H144V79H143ZM162 80H163V79H162ZM197 80H198V79H197ZM197 80H196V81H197ZM200 80H201V79H200ZM209 80H210V79H209ZM220 80H221V79H220ZM228 80H229V79H228ZM232 80H233V79H232ZM241 80H242V79H241ZM248 80H249V79H248ZM255 80H256V79H255ZM257 80H258V79H257ZM7 81H9V79H8ZM52 81H53V80H52ZM115 81H116V80H115ZM149 81H150V80H149ZM156 81H157V80H156ZM167 81H168V80H167ZM191 81H192V80H191ZM196 81H195V82H196ZM249 81H250V80H249ZM65 82H66V81H65ZM135 82H136V81H135ZM144 82H145V81H144ZM178 82H179V81H178ZM181 82H182V81H181ZM202 82H203V80H202ZM214 82H215V81H214ZM221 82H222V81H221ZM228 82H229V81H228ZM254 82H255V81H254ZM263 82H264V81H263ZM7 83H8V82H7ZM58 83H59V82H58ZM58 83H57V84H58ZM89 83H90V82H89ZM108 83H110V82H108ZM145 83H146V82H145ZM148 83H149V82H148ZM154 83H155V82H154ZM174 83H175V82H174ZM174 83H173V84H174ZM219 83H220V82H219ZM226 83H227V82H226ZM234 83H235V82H234ZM238 83H239V82H237V84H238ZM252 83H253V82H252ZM135 84H136V83H135ZM137 84H138V82H137ZM152 84H153V83H152ZM161 84H162V83H161ZM164 84H165V83H164ZM166 84H167V83H166ZM169 84H171V83H169ZM176 84H177V83H176ZM178 84H179V83H178ZM185 84H186V83H185ZM199 84H200V83H199ZM235 84H236V83H235ZM235 84H234V85H235ZM261 84H263V83H261ZM162 85H163V84H162ZM220 85H221V84H220ZM230 85H231V84H229V86H230ZM239 85H240V84H239ZM263 85H264V84H263ZM7 86H8V85H7ZM57 86H58V85H57ZM60 86H61V85H60ZM86 86H87V85H86ZM122 86H123V85H122ZM182 86H183V85H182ZM184 86H186V85H184ZM235 86H236V85H235ZM247 86H248V85H247ZM247 86H246V87H247ZM255 86H256V85H255ZM255 86L253 85V86H251V87H254V88H255ZM258 86L261 87V85H258ZM123 87H124V86H123ZM142 87H144V86H142ZM198 87H199V86H198ZM207 87H208V86H207ZM209 87H210V86H209ZM230 87H231V86H230ZM232 87L234 88V86H232ZM232 87H231V88H232ZM72 88H73V87H72ZM125 88H126V87H125ZM155 88H156V87H155ZM175 88H176V87H175ZM189 88H190V87H189ZM210 88H211V87H210ZM237 88H238V85H237ZM239 88H240V87H239ZM4 89H5V88H4ZM69 89H71V88H69ZM192 89L194 90V88H192ZM206 89H207V88H206ZM243 89H244V90H247V89H245L244 87L242 88V90H243ZM259 89H260V88H259ZM262 89H263V88H262ZM262 89H260V92H261ZM0 90H1V89H0ZM52 90H53V88H52ZM67 90H68V88H67ZM160 90H161V89H160ZM225 90H226V89H225ZM235 90H237V89H235ZM239 90H240V89H239ZM239 90H237V91L239 92ZM251 90H252V89H251ZM251 90H250V91H251ZM254 90H255V89H254ZM62 91H63V90H62ZM72 91H73V90H72ZM132 91H133V90H132ZM165 91H166V90H165ZM174 91H175V90H174ZM201 91H202V90H201ZM208 91L210 92V90H208ZM221 91H222V90H221ZM228 91H229V90H228ZM250 91H249V93H250ZM263 91H264V90H263ZM160 92H162V91H160ZM167 92H169V91H167ZM170 92H171V91H170ZM186 92H187V91H186ZM189 92H190V90H189ZM205 92H206V90H205ZM229 92H230V91H229ZM242 92H243V91H242ZM69 93H70V92H69ZM72 93H73V92H72ZM147 93H149V91H148ZM172 93H173V92H171V94H172ZM187 93H188V92H187ZM210 93H211V92H210ZM215 93H216V92H215ZM215 93H214V94H215ZM234 93H235V92H234ZM257 93H258V89H257ZM257 93H256V94H257ZM152 94H153V93H152ZM163 94H164V93H163ZM173 94H174V93H173ZM177 94H178V93H177ZM182 94H183V93H182ZM200 94H201V93H200ZM205 94H207V93H205ZM217 94H218V93H217ZM224 94H225V93H224ZM232 94H233V93H232ZM251 94H253V93L251 92ZM262 94H263V93H262ZM33 95H34V94H33ZM134 95H136V93H134ZM140 95H141V94H140ZM183 95H184V94H183ZM185 95H186V93H185ZM208 95H209V94H208ZM129 96H130V95H129ZM159 96H161V95H159ZM164 96L166 97L167 95L164 94ZM177 96H178V95H177ZM189 96H190V95H189ZM217 96H218V95H217ZM217 96H216V97H217ZM223 96H224V95H223ZM223 96H221V97H223ZM242 96H243V95H242ZM247 96H248V95H247ZM253 96H254V95H253ZM263 96H264V95H263ZM46 97H47V96H46ZM165 97H164V98H165ZM197 97H198V96H197ZM197 97H196V99H197ZM211 97H212V96H211ZM225 97H226V96H225ZM244 97H245V96H244ZM48 98H49V97H48ZM72 98H73V96H72ZM72 98H71V99H72ZM166 98H167V97H166ZM192 98H193V97H192ZM208 98H209V97H208ZM256 98H257V97H256ZM261 98H262V97H261ZM115 99H116V98H114V100H115ZM196 99H195V101H196ZM198 99H199V98H198ZM206 99H207V98H206ZM245 99H246V98H245ZM245 99H243V100H244L243 102L247 101V100H245ZM254 99H255V98H254ZM50 100H51V99H50ZM69 100H70V99H69ZM116 100H117V99H116ZM116 100H115V102H116ZM155 100H156V99H155ZM43 101H44V100H43ZM47 101H48V100H47ZM67 101H68V100H67ZM176 101H177V100H176ZM176 101H175V102H176ZM195 101H194V102H195ZM198 101H199V100H198ZM238 101H240V99H239ZM260 101H261V100H260ZM65 102H66V101H65ZM75 102H76V106H77V100H76ZM135 102H136V100H135ZM175 102H174V103H175ZM188 102H189V101H188ZM214 102H215V101H214ZM229 102H230V101H229ZM232 102H233V101H232ZM234 102L236 103V101H234ZM257 102L259 103V101H257ZM153 103H154V102H153ZM203 103H204V101H203ZM208 103H209V102H208ZM218 103H219V102H218ZM237 103H238V102H237ZM255 103H256V102H255ZM50 104H51V103H50ZM53 104H54V103H52V105H53ZM71 104H72V103H71ZM109 104H110V103H109ZM109 104H108V105H109ZM172 104H173V103H172ZM215 104H216V103H215ZM215 104H214L213 106H215ZM233 104H234V103H233ZM48 105H49V104H48ZM105 105H106V103H105ZM135 105H136V104H135ZM139 105H140V104H139ZM202 105H203V104H201V106H202ZM204 105H205V104H204ZM208 105L210 106V104H208ZM0 106H1V104H0ZM201 106H200V107H201ZM233 106H234V105H233ZM243 106H245L244 103H243ZM52 107H53V106H52ZM206 107H208V106H206ZM216 107H217V105H216ZM240 107H241V106H240ZM251 107L253 108V106H251ZM251 107H250V108H251ZM256 107H257V106H256ZM31 108H32V107H31ZM80 108H82V107H80ZM159 108H160V107H159ZM174 108H175V107H174ZM212 108H213V107H212ZM237 108H238V106H237ZM250 108H249V109H250ZM24 109H25V108H24ZM49 109H50V108H49ZM87 109H88V107H87ZM194 109H195V108H194ZM242 109H243V108H242ZM246 109H247V108H246ZM246 109H245V110H246ZM82 110H83V109H82ZM155 110H156V109H155ZM158 110H159V109H158ZM163 110H164V109H163ZM195 110H196V109H195ZM203 110H204V109H203ZM223 110H224V109H223ZM253 110H254V109H252V111H253ZM257 110H258V109H257ZM257 110H256V111H257ZM259 110H260V108H259ZM84 111H85V109H84ZM100 111H101V110H100ZM184 111H185V110H184ZM191 111H193V110H191ZM216 111H217V110H216ZM229 111H230V110H229ZM243 111H244V109H243ZM243 111H242V113H243ZM246 111H248V109H247ZM33 112H34V111H33ZM33 112H32V113H33ZM36 112H37V111H36ZM160 112H161V111H160ZM217 112H218V111H217ZM257 112H258V111H257ZM24 113H25V112H24ZM32 113H31V114H32ZM67 113H68V112H67ZM129 113H130V112H129ZM132 113H133V112H131V114H132ZM169 113H170V112H169ZM180 113H181V112H180ZM199 113H200V112H199ZM199 113H198V114H199ZM219 113H221V110H220ZM228 113L230 114V112H228ZM233 113H234V112H233ZM242 113H241V111H240L239 114H241V116H242ZM251 113H252V112H251ZM251 113H250V114H251ZM254 113H255V112H254ZM258 113H259V112H258ZM263 113H264V112H263ZM33 114H34V113H33ZM222 114H223V112H222ZM231 114H232V113H231ZM234 114H235V113H234ZM236 114H237V113H236ZM252 114H253V113H252ZM255 114H257V113H255ZM66 115H67V114H66ZM66 115H65V116H66ZM96 115H97V114H96ZM96 115H95V116H96ZM98 115H99V113H98ZM167 115H168V114H167ZM186 115H187V114H186ZM227 115H228V114H227ZM93 116H94V115H93ZM123 116H124V114H123ZM164 116H166V115H164ZM182 116H183V114H182ZM195 116H198V115H195ZM222 116H224V114H223ZM236 116H237V115H236ZM236 116H235V117H236ZM257 116H258V115H256V117H257ZM263 116H264V115H263ZM89 117H90V116H89ZM89 117H88V118H89ZM96 117H98V116H96ZM124 117H125V116H124ZM124 117H123V118H124ZM166 117H167V116H166ZM188 117H189V116H188ZM198 117H199V116H198ZM198 117H197V118H198ZM220 117H221V116H220ZM242 117H244V116H242ZM59 118H62V117H59ZM78 118H79V117H78ZM82 118H83V117H82ZM90 118H91V117H90ZM203 118H204V117H203ZM203 118H202V119H203ZM216 118H217V116L215 117V119L213 118L212 120H216ZM251 118L253 119V117H251ZM251 118H250V119H251ZM254 118H255V117H254ZM55 119H56V117H55ZM75 119H76V118H75ZM79 119H81V118H79ZM85 119H86V118H85ZM85 119L83 118V120H85ZM184 119H185V118H184ZM236 119H237V118H236ZM243 119H244V118H243ZM252 119H251V120H252ZM263 119H264V117H263ZM93 120H94V118H93ZM95 120H96V118H95ZM100 120H102V119H100ZM182 120H183V119H182ZM185 120H186V119H185ZM185 120H184V121H185ZM208 120H209V119H208ZM208 120H204V119H203V121H205V122L208 121ZM227 120H228V119H227V117H226V122H227ZM234 120H235V119H234ZM237 120H238V119H237ZM244 120H245V119H244ZM21 121H22V120H21ZM24 121H25V120H24ZM61 121H62V120H61ZM79 121H80V120H79ZM87 121H89V120H87ZM87 121H86V123H89V122H87ZM103 121H104V120H103ZM110 121H113V120H110ZM114 121H115V120H114ZM186 121H187V120H186ZM203 121H202V122L199 121V122H200V123H203ZM245 121H247V120H245ZM245 121H244V122H245ZM248 121H249V120H248ZM254 121H255V123H256V120H254ZM81 122H82V121H81ZM94 122H95V121H94ZM176 122H177V121H176ZM178 122H179V121H178ZM190 122H191V121H190ZM192 122H193V120H192ZM220 122H221V121H220ZM252 122H253V120H252ZM257 122H258V121H257ZM260 122H261V119H260ZM73 123H74V122H73ZM121 123H122V122H121ZM163 123H165V122L163 121ZM173 123L175 124V122H173ZM173 123H172V124H173ZM193 123H194V122H193ZM196 123H197V122H196ZM216 123H217V122H216ZM230 123H232V122H230ZM239 123H240V121H239ZM242 123H243V120H242ZM249 123H250V122H248V124H249ZM261 123H262V122H261ZM59 124H60V123H59ZM78 124H79V123H78ZM189 124H190V123H189ZM203 124H204V123H203ZM130 125H131V124H130ZM130 125L128 124V126H130ZM157 125H158V123H157ZM176 125H178V124H176ZM195 125H196V124H195ZM207 125H208V124H207ZM209 125H211V124H209ZM213 125H214V124H213ZM215 125L217 126V124H215ZM223 125H224V124H223ZM246 125H247V124H246ZM76 126H77V125H76ZM133 126H134V125H133ZM158 126H159V125H158ZM198 126H199V123H198ZM226 126H227V125H226ZM243 126H244V125H243ZM247 126H249V125H247ZM247 126H246V127H247ZM258 126H259V125H258ZM125 127H126V125H125ZM168 127H170V125H169ZM185 127H186V126H185ZM187 127H188V126H187ZM187 127H186V128H187ZM221 127H222V126H221ZM221 127H220V130H221ZM237 127H238V126H237ZM246 127H245V128H246ZM81 128H82V127H81ZM177 128H178V127H177ZM186 128H185V129H186ZM218 128H219V127H218ZM218 128H217V129H218ZM228 128H229V126H228ZM232 128H235V127L232 126ZM249 128H250V127H249ZM259 128H260V127H259ZM112 129H113V128H112ZM157 129H158V128H157ZM178 129H179V128H178ZM187 129H188V128H187ZM208 129H209V128H208ZM208 129H207V131H208ZM251 129H252V128H251ZM260 129H261V128H260ZM131 130H132V129H131ZM195 130L197 131L198 129H195ZM211 130H212V129H211ZM220 130H219V131H220ZM248 130H249V129H248ZM257 130H258V129H257ZM72 131H73V130H72ZM80 131H81V130H80ZM198 131H199V130H198ZM198 131H197V132H198ZM242 131H243V130H242ZM244 131H245V130H244ZM262 131H263V130H262ZM262 131H261V132H262ZM93 132H94V130H93ZM116 132L119 133L120 131H116ZM128 132H129V131H128ZM178 132H179V130H178ZM178 132H177V133H178ZM187 132H191V131H187ZM199 132H200V131H199ZM248 132H249V131H248ZM263 132H264V131H263ZM88 133H90V132H88ZM106 133H107V132H106ZM125 133H126V131H125ZM212 133H213V132H211V134H212ZM215 133H216V132H215ZM227 133H228V131H227ZM109 134H111V133H109ZM122 134H123V133H122ZM126 134H127V133H126ZM178 134H180V132H179ZM204 134H205V133H204ZM237 134H238V133H237ZM240 134H242V133H240ZM244 134H245V135H248V134H246V133H244ZM119 135H121V134L119 133ZM128 135H129V134H128ZM176 135H177V134H176ZM181 135H182V134H181ZM242 135H243V134H242ZM242 135H241V136H242ZM250 135H251V134H250ZM46 136H47V135H46ZM49 136H50V135H49ZM174 136H175V135H174ZM177 136H178V135H177ZM193 136H194V135H193ZM195 136H196V135H195ZM201 136H202V135H201ZM209 136H210V135H209ZM239 136H240V135H239ZM251 136H252V135H251ZM256 136H257V134H256ZM263 136H264V135H263ZM47 137H48V136H47ZM73 137H74V136H73ZM133 137H134V136H133ZM196 137H197V136H196ZM205 137H206V136H205ZM89 138H90V137H89ZM217 138H219V137H217ZM237 138H239V137H237ZM243 138H244V137H243ZM251 138H253V137H251ZM50 139H52V138H50ZM72 139H73V138H72ZM105 139H107V138H105ZM193 139H194V138H193ZM210 139H211V138H210ZM241 139H242V138H240V140H241ZM257 139H258V138H257ZM260 139H261V138H260ZM92 140H93V139H92ZM108 140H109V139H108ZM152 140H153V139H152ZM185 140H186V139H185ZM200 140H203V139H200ZM207 140H208V139H207ZM243 140H244V139H243ZM47 141H48V140H47ZM116 141H117V139H116ZM154 141H155V140H154ZM219 141H220V140H219ZM219 141H218V142H219ZM221 141H222V139H221ZM234 141H235V140H234ZM236 141H237V140H236ZM251 141H252V140H251ZM256 141H257V140H256ZM256 141H255V142H256ZM152 142H153V141H152ZM156 142H157V141H156ZM184 142H186V141H184ZM218 142H217V143H218ZM230 142H231V141H230ZM232 142H233V141H232ZM253 142H254V141H253ZM76 143H77V142H76ZM80 143H81V142H80ZM80 143H79V144H80ZM109 143H110V142H109ZM111 143H112V145H113V142H111ZM117 143H118V142H117ZM209 143H210V142H209ZM83 144L85 145L86 142L83 143ZM196 144H197V143H196ZM196 144H195V145H196ZM214 144H215V143H214ZM230 144H231V143H230ZM242 144H243V143H242ZM92 145H93V144H92ZM116 145H117V144H116ZM206 145H207V144H206ZM212 145H213V144H212ZM227 145H228V144H227ZM227 145H225V147H226ZM232 145H233V144H232ZM244 145H245V144H244ZM42 146H43V145H42ZM123 146H124V145H123ZM125 146H126V145H125ZM147 146H148V145H147ZM185 146H186V145H185ZM220 146H221V145H220ZM222 146H223V145H222ZM234 146H235V145H234ZM252 146H253V145H252ZM252 146H251V147H252ZM256 146H257V145H256ZM258 146H259V142H258ZM18 147H19V146H18ZM18 147H17V148H18ZM188 147H189V146H188ZM191 147H192V146H191ZM198 147H200V145H199ZM206 147H207V146H206ZM215 147H216V146H215ZM225 147H224V148H225ZM47 148H48V147H47ZM148 148H149V147H148ZM207 148H208V147H207ZM217 148H218V147H217ZM224 148H223V149H224ZM245 148H246V147H245ZM255 148H256V147H255ZM49 149H50V148H49ZM94 149H95V148H94ZM150 149H151V148H150ZM194 149H195V148H194ZM203 149H204V147H203ZM256 149H257V148H256ZM92 150H93V149H92ZM208 150H210V149H208ZM208 150H207V151H208ZM220 150H221V149H220ZM229 150H230V149H229ZM245 150H246V149H245ZM245 150H244V151H245ZM260 150H261V149H260ZM260 150H259V151H260ZM28 151H29V150H28ZM212 151H213V150H212ZM222 151H223V150H222ZM225 151H226V150H225ZM251 151H252V150H251ZM255 151H256V150H255ZM85 152H87V151L85 150ZM152 152H153V151H152ZM180 152H181V151H180ZM213 152H214V151H213ZM226 152H228V149H227ZM256 152H257V151H256ZM122 153H123V152H122ZM153 153H154V152H153ZM196 153H197V151H196ZM205 153H206V152H205ZM210 153H211V152H210ZM233 153H234V154H237V159H238V158L241 159V157H242L243 155H245V152L239 151V150L236 149V148L233 149ZM27 154H28V153H27ZM187 154H188V152H187ZM225 154H227V153H225ZM242 154H243V155H242ZM246 154L250 155L251 153L246 152ZM257 154H258V153H257ZM257 154H256V156H257ZM263 154H264V152H263ZM121 155H122V154H121ZM127 155H128V154H127ZM198 155H199V154H198ZM206 155H207V154H206ZM206 155H205V156H206ZM217 155H218V154H217ZM222 155H223V154H222ZM227 155H229V154H227ZM248 155H247V156H248ZM253 155H254V154H253ZM259 155H262V152H261V154H259ZM131 156H132V155H131ZM155 156H156V155H155ZM189 156H190V155H189ZM193 156H194V155H192V157H193ZM208 156H209V155H208ZM210 156H211V155H210ZM223 156H224V155H223ZM229 156H231V155H229ZM22 157H23V156H22ZM92 157H94V156H92ZM92 157H91V158H92ZM126 157H127V156H126ZM132 157H133V156H132ZM134 157H135V156H134ZM165 157H166V156H165ZM202 157H203V156H202ZM260 157H261V156H260ZM25 158H26V157H25ZM101 158H102V156H101ZM177 158H178V157H177ZM200 158H201V157H200ZM205 158H206V157H205ZM225 158H226V157H225ZM229 158H230V157H229ZM0 159H2V158H0ZM84 159H85V157H84ZM87 159H88V158H87ZM127 159H128V157H127ZM206 159H207V158H206ZM214 159H215V158H214ZM75 160H76V158H75ZM95 160H97V159H95ZM165 160H166V159H165ZM200 160H201V159H200ZM207 160H208V159H207ZM207 160H206V161H207ZM216 160H217V159H216ZM234 160H235V159H234ZM234 160H233V161H234ZM259 160H260V159H259ZM259 160H258V161H259ZM208 161H209V160H208ZM212 161H213V160H212ZM227 161H228V160H227ZM60 162H61V161H60ZM60 162H58V163H60ZM176 162H180V161H176ZM209 162H210V161H209ZM209 162H208V165H209ZM231 162H232V161H231ZM234 162H235V161H234ZM240 162H241V161H240ZM78 163H79V162H78ZM241 163H242V162H241ZM60 164H61V163H60ZM153 164H158V161H156V162L153 163ZM210 164H211V162H210ZM222 164H224V161H223ZM226 164H227V163H226ZM259 164H261V163H259ZM78 165H79V164H78ZM81 165H82V163H81ZM81 165H80V166H81ZM83 165H84V164H83ZM83 165H82V166H83ZM93 165H94V164H93ZM95 165H96V164H95ZM206 165H207V163H206ZM232 165H235V164H232ZM57 166H58V165H57ZM86 166H88V165H86ZM96 166H97V165H96ZM100 166L103 167L102 165L99 164V167H100ZM235 166H236V165H235ZM131 167H132V166H131ZM150 167H151V166H150ZM150 167H149V168H150ZM198 167H199V166H198ZM209 167H210V166H209ZM209 167H208V168H209ZM212 167H213V166H212ZM225 167H227V166H225ZM83 168H84V167H83ZM128 168H130V167H128ZM208 168H207V169H208ZM69 169H70V168H69ZM102 169H103V168H102ZM223 169H224V168H223ZM244 169H245V168H244ZM174 170H175V169H174ZM227 170H228V168H227ZM231 170H232V169H231ZM231 170H230V171H231ZM249 170H252V169H248V171H249ZM253 170H254V169H253ZM258 170H259V169H258ZM175 171H176V170H175ZM31 172H32V171H31ZM83 172H84V171H83ZM83 172H82V173H83ZM127 172H128V171H127ZM165 172H166V171H165ZM176 172H177V171H176ZM206 172H207V170H206ZM209 172H210V168H209ZM221 172H222V169H221ZM231 172H232V171H231ZM242 172H243V171H242ZM246 172H247V171H246ZM250 172H251V171H250ZM25 173H26V172H25ZM106 173H107V172H106ZM180 173H181V172H180ZM204 173H205V172H204ZM217 173H218V172H217ZM219 173H220V172H219ZM235 173H236V172H235ZM235 173L233 172V176H234ZM181 174H182V173H181ZM237 174H238V173H237ZM247 174H248V173H247ZM25 175H26V174H25ZM226 175H227V173H226ZM228 175H229V174H228ZM230 175H231V174H230ZM254 175H255V174H254ZM29 176H30V175H29ZM115 176H116V175H115ZM143 176H144V175H143ZM182 176H183V175H182ZM182 176H181V177H182ZM251 176H252V174H251ZM263 176H264V175H263ZM82 177H83V175H82ZM112 177H113V176H112ZM176 177H178V176H176ZM208 177H209V176H208ZM256 177H257V176H256ZM171 178H172V177H171ZM230 178H231V177H230ZM257 178H258V177H257ZM67 179H69V178H67ZM76 179H78V178H76ZM98 179H99V177H98ZM178 179H179V178H178ZM27 180H28V179H27ZM72 180H75V179H72ZM78 180H79V179H78ZM183 180H184V179H183ZM61 181H62V180H61ZM80 181H81V180H80ZM99 181H100V180H99ZM101 181H102V180H101ZM180 181H181V180H180ZM261 181H262V180H261ZM74 182H76V181H74ZM154 182H155V181H154ZM220 182H221V181H220ZM254 183H255V182H254ZM260 183H261V182H260ZM159 184H160V183H159ZM249 184H250V183H249ZM249 184H248V186H249ZM257 184H258V183H257ZM160 185H161V184H160ZM239 185H240V184H239ZM196 186H197V185H196ZM99 187H100V186H99ZM116 187H117V186H116ZM235 187H236V186H235ZM258 187H259V186H258ZM262 187H263V186H262ZM144 188H146V187H144ZM252 188H254V187H252ZM77 189H78V188H77ZM81 189H82V188H81ZM95 189H96V188H95ZM99 189H100V188H99ZM168 189H169V188H168ZM208 189H209V188H208ZM211 189H213V188H211ZM233 189H234V188H233ZM259 189H260V188H259ZM162 190H163V189H162ZM249 190H250V189H249ZM255 190H258V189H255ZM255 190H253V191H255ZM7 191H9V190H7ZM74 191H75V190H74ZM82 191H83V190H82ZM89 191H91V190H89ZM262 191H263V189H262ZM77 192H78V191H77ZM95 192H96V190H95ZM211 192H212V190H211ZM4 193H5V192H4ZM10 193H11V192H10ZM38 193H40V192H38ZM42 193H43V192H42ZM82 193H83V192H82ZM2 194H3V193H2ZM11 194H12V193H11ZM176 194H177V193H176ZM249 194H250V193H249ZM82 195H83V194H82ZM84 195H85V194H84ZM182 195H183V194H182ZM219 195H220V194H219ZM258 195H259V194H258ZM87 196H88V195H87ZM146 196H147V195H146ZM150 196H151V194H150ZM177 196L179 197L180 195H177ZM259 196L261 197V195H259ZM4 197H5V196H4ZM8 197H9V196H8ZM100 197H101V196H100ZM222 197H223V196H222ZM263 197H264V196H263ZM86 198H87V197H86ZM154 198H155V197H154ZM58 199H59V197H58ZM91 199H92V198H91ZM156 199H157V198H156ZM239 199H240V198H239ZM242 199H243V198H242ZM247 199H248V198H247ZM250 199H251V198H250ZM8 200H9V199H8ZM20 200H21V199H20ZM42 200H43V199H42ZM47 200H48V199H47ZM80 200H81V199H80ZM82 200H83V199H82ZM82 200H81V201H82ZM85 200H87V199H85ZM85 200H83V202H84ZM181 200H182V199H181ZM222 200H223V199H222ZM243 200H244V199H243ZM0 201H2L1 198H0ZM15 201L17 202V200H15ZM43 201H44V200H43ZM78 201H79V200H78ZM89 201H90V200H89ZM91 201H92V200H91ZM94 201H95V200H94ZM176 201H177V200H176ZM183 201H184V200H183ZM244 201H245V200H244ZM256 201H257V200H256ZM261 201H263V200H261ZM10 202H11V200H10ZM48 202H49V201H48ZM59 202H61V201H59ZM63 202H64V201H63ZM171 202H172V201H171ZM230 202H231V201H230ZM6 203H7V202H6ZM12 203H14V202H12ZM18 203H19V202H18ZM85 203H87V201H85ZM130 203H131V201H130ZM132 203H133V202H132ZM132 203H131V204H132ZM134 203H135V202H134ZM224 203H225V202H224ZM22 204H23V203H22ZM51 204H52V203H51ZM62 204H63V203H62ZM79 204H80V203H79ZM82 204L84 205V203H82ZM87 204H89V203H87ZM90 204H91V203H90ZM185 204H186V203H185ZM4 205H6V204H4ZM7 205H8V204H7ZM26 205H27V204H26ZM248 205H249V204H248ZM19 206H20V205H19ZM260 206H261V205H260ZM3 207H4V206H3ZM186 207H187V205H186ZM263 207H264V206H263ZM263 207H262V209H263ZM19 208H20V207H19ZM54 208H55V207H54ZM226 208H227V207H226ZM246 208H247V207H246ZM248 208H249V207H248ZM24 209H25V208H24ZM159 209H160V208H159ZM260 209H261V208H260ZM106 210H107V209H105V211H106ZM115 210H116V209H115ZM161 210H162V209H161ZM263 210H264V209H263ZM263 210H261V211H263ZM83 211H85V209H84ZM87 211H88V210H87ZM89 211H90V210H89ZM89 211H88V212H89ZM50 212H52V211H50ZM117 212H118V211H117ZM218 212H219V211H218ZM245 212H246V211H245ZM258 212H259V211H258ZM263 212H264V211H263ZM92 213H93V211H92ZM219 213H220V212H219ZM249 213H250V212H249ZM249 213H248V214H249ZM256 213H257V212H256ZM256 213H255V214H256ZM70 214H71V213H70ZM84 214H85V213H84ZM215 214H216V213H215ZM250 214H251V213H250ZM259 214H260V213H259ZM262 214H263V213L261 212L260 215H262ZM61 215H62V214H61ZM76 215H78V214H76ZM81 215H82V214H81ZM230 215H231V214H230ZM5 216H6V215H5ZM17 216H19V215H17ZM74 216H75V215H74ZM83 216H84V215H83ZM190 216H191V215H190ZM245 216H246V215H245ZM255 216H257V215H255ZM0 217H1V216H0ZM241 217H243V216H241ZM67 218H71V217H67ZM245 218H246V217H245ZM245 218H244V219H245ZM247 218H248V217H247ZM257 218H258V216H257ZM257 218H256V219H257ZM49 219H50V218H49ZM73 219H75V218L73 217ZM80 219H81V218H80ZM15 220H16V219H15ZM47 220H48V219H47ZM52 220H53V219H52ZM76 220H77V219H76ZM127 220H128V218H127ZM235 220H236V218H235ZM242 220H243V219H242ZM252 220H253V219H252ZM13 221H14V220H13ZM56 221H57V220H56ZM85 221H86V220H85ZM85 221H84V222H85ZM239 221H240V220H239ZM247 221L249 222V219H247ZM254 221H255V220H254ZM257 221H259V220H256V222H257ZM11 222H12V221H11ZM54 222H55V221H54ZM76 222H77V221H76ZM86 222H88V221H86ZM86 222H85V224H86ZM241 222H242V221H241ZM9 223H10V222H9ZM72 223H73V221H72ZM194 223H195V222H194ZM197 223H198V222H197ZM243 223H244V222H243ZM259 223H260V222H259ZM12 224H13V223H12ZM14 224H15V223H14ZM47 224H49V223H47ZM57 224H58V221H57ZM76 224H77V223H76ZM89 224H90V223H89ZM100 224H101V223H100ZM223 224H224V223H223ZM238 224H239V223H238ZM244 224H245V223H244ZM251 224H253V223H251ZM5 225H6V224H5ZM15 225H16V224H15ZM55 225H56V224H55ZM77 225H78V224H77ZM245 225H247V224H245ZM263 225H264V223H263ZM86 226H87V224H86ZM227 226H228V225H227ZM227 226H226V227H227ZM247 226H248V225H247ZM260 226H261V225H259V227H260ZM12 227H14V226H12ZM32 227H33V226H32ZM44 227H45V225H44ZM55 227H56V226H55ZM72 227H73V226H72ZM93 227H94V226H93ZM234 227H236V226H234ZM251 227H252V226H251ZM256 227H257V226H256ZM0 228H1V227H0ZM4 228H5V227H4ZM69 228H71L70 225H69ZM237 228H239V227H237ZM2 229H3V227H2ZM26 229H27V228H26ZM72 229H73V228H72ZM77 229H78V228H77ZM221 229H222V228H221ZM253 229H254V228H253ZM253 229H252V230H253ZM256 229H257V228H256ZM260 229H261V227H260ZM93 230H94V229H93ZM105 230H106V229H105ZM2 231H3V230H2ZM4 231H5V230H4ZM69 231L71 232L72 230H69ZM187 231H189V230H187ZM225 231H226V230H225ZM241 231H242V230H241ZM253 231H254V230H253ZM256 231H257V230H256ZM7 232H8V231H7ZM7 232H6V233H7ZM73 232H74V231H73ZM73 232H72V233H73ZM242 232H243V231H242ZM247 232H248V231H247ZM247 232H246V233H247ZM251 232H252V231H251ZM254 232H255V231H254ZM2 233H3V232H2ZM29 233H30V232H29ZM77 233H78V232H77ZM229 233H230V232H229ZM234 233H235V232H234ZM244 233H245V232H244ZM255 233H256V232H255ZM258 233H261V232L259 231ZM263 233H264V232H263ZM75 234H76V233L74 232L73 235L76 236ZM185 234H186V233H185ZM188 234H190V233H188ZM249 234H251V233H249ZM252 234H253V233H252ZM252 234H251V236H252ZM256 234H257V233H256ZM4 235H5V233H4ZM21 235H22V234H21ZM27 235H28V234H27ZM27 235H26V236H27ZM229 235H230V234H229ZM232 235H233V234H232ZM232 235H231V238H232ZM254 235H255V234H254ZM14 236H15V235H14ZM69 236H70V235H69ZM69 236H68V238H69ZM77 236H78V235H77ZM98 236H100V235H98ZM246 236H248V233H247ZM246 236H244V237L246 238ZM249 236H250V235H249ZM11 237H12V236H11ZM24 237H25V235H24ZM71 237H73V236H71ZM83 237H84V236H83ZM90 237H91V236H90ZM90 237H89V238H90ZM239 237H240V235H239ZM263 237H264V236H263ZM79 238H80V237H79ZM81 238H82V237H81ZM93 238H94V237H93ZM93 238H92V239H93ZM233 238H234V237H233ZM245 238H244V240H245ZM72 239H73V238H72ZM77 239H78V238H77ZM165 239H166V238H165ZM48 240H49V239H48ZM58 240H59V239H58ZM236 240H237V239H236ZM238 240H239V239H238ZM240 240H241V239H240ZM248 240H251V238L248 239ZM10 241H11V240H10ZM59 241H60V240H59ZM90 241H91V240H90ZM115 241H116V240H115ZM63 242H64V241H63ZM126 242H127V241H126ZM245 242H246V241H245ZM29 243H30V242H29ZM74 243H75V242H74ZM91 243H92V242H91ZM96 243H97V241H96ZM111 243H112V242H111ZM177 243H178V242H177ZM240 243H241V242H240ZM24 244H25V243H24ZM89 244H90V243H89ZM148 244H149V243H148ZM174 244H175V243H174ZM237 244H239V243H237ZM237 244H236V246H237ZM243 244H244V243H243ZM243 244H241V245L243 246ZM262 244H263V243H262ZM8 245H9V244H8ZM11 245H12V244H11ZM219 245H220V244H219ZM249 245H250V244H249ZM256 245H258V244H256ZM256 245H254V246H256ZM111 246H112V245H111ZM209 246H210V245H209ZM239 246H240V245H239ZM254 246H253V247H254ZM47 247H48V246H47ZM163 247H164V246H163ZM40 248H41V247H40ZM64 248H65V247H64ZM70 248H71V247H70ZM111 248H112V247H111ZM122 248H123V247H122ZM122 248H121V249H122ZM216 248H217V247H216ZM241 248H242V247H241ZM42 249H43V248H42ZM59 249H60V248H59ZM112 249H113V248H112ZM123 249H124V248H123ZM125 249H126V248H125ZM232 249H233V248H232ZM236 249H237V247H236ZM236 249H235V250H236ZM238 249H239V247H238ZM242 249H243V248H242ZM245 249H247V248H245ZM250 249H251V248H250ZM253 249H254V248H253ZM257 249H258V247H257ZM259 249H260V248H259ZM37 250H38V249H37ZM50 250H51V249H50ZM52 250H53V249H52ZM52 250H51V251H52ZM55 250H56V249H55ZM159 250H160V249H159ZM227 250H228V249H227ZM56 251H57V250H56ZM56 251H55V252H56ZM231 251H232V250H231ZM237 251H238V250H237ZM237 251H236V252H237ZM258 251H259V250H258ZM85 252H86V251H85ZM236 252H235V253H236ZM242 252H244V251L242 250ZM259 252H260V251H259ZM36 253H37V252H36ZM36 253H35V254H36ZM49 253H50V251H49ZM90 253H91V252H90ZM230 253H231V252H230ZM233 253H234V252H233ZM41 254H42V253H41ZM46 254H47V253H46ZM46 254H45V255H46ZM85 254H86V253H85ZM139 254H140V253H139ZM225 254L227 255V252H226ZM241 254H242V253H241ZM2 255H3V254L1 253V256H2ZM6 255H7V254H6ZM43 255H44V254H43ZM49 255H50V254H49ZM53 255H54V254H52V256H53ZM86 255H87V254H86ZM123 255H124V254H123ZM126 255H127V254H126ZM136 255H137V254H136ZM233 255H234V254H233ZM257 255H258V252H257ZM257 255H255V256H257ZM1 256H0V257H1ZM69 256H70V255H69ZM96 256H97V255H96ZM229 256H230V255H229ZM262 256H263V255H262ZM5 257H7V256H5ZM5 257H4V258H5ZM48 257H49V256H48ZM53 257H54V256H53ZM99 257H100V255H99ZM134 257H135V256H134ZM233 257H234V256H233ZM258 257H259V256H257L256 259H257ZM34 258H35V257H34ZM37 258H38V257H37ZM69 258H70V257H69ZM253 258H254V257H253ZM9 259H10V258H9ZM28 259H29V258H28ZM35 259H36V258H35ZM53 259H54V258H53ZM254 259H255V258H254ZM7 260H8V258H7ZM54 260H55V259H54ZM54 260H53V261H54ZM56 260H57V259H56ZM234 260H235V259H234ZM263 260H264V259H263ZM41 261H42V260H41ZM232 261H233V260H232ZM244 261H245V260H244ZM247 261H248V260H247ZM255 261H256V260H255ZM261 261H262V260H261ZM76 262H77V261H76ZM221 262H222V261H221ZM9 263H10V261H9ZM44 263H45V262H44ZM82 263H83V262H82ZM126 263H127V262H126ZM213 263H214V262H213ZM217 263H218V262H217ZM11 264H12V263H11ZM59 264H60V263H59ZM80 264H81V262H80ZM234 264H235V263H234ZM238 264H239V263H238ZM240 264H241V263H240ZM257 264H258V262H257Z\"/></svg>",
    "mask_w": 264,
    "mask_h": 264
},
{
    "label": "snow or ice",
    "instance_id": "3",
    "mask_svg": "<svg viewBox=\"0 0 264 264\" xmlns=\"http://www.w3.org/2000/svg\"><path fill=\"white\" fill-rule=\"evenodd\" d=\"M118 6L120 8H125L126 7V5L124 4L123 0H121L120 4ZM83 7H86L90 11L94 7V5H83ZM153 7H159V6L154 5ZM163 7H165L166 9H172V8L177 7V6L176 5H165ZM197 7L204 8V7H207V6L206 5H198ZM125 15L127 16V13ZM209 15H211V13H209ZM225 15L227 16V15H229V13H225ZM191 16H192V8H191V6H189L188 10H182L180 15L173 17V20L174 21L178 20L181 23V25H183L185 20L191 18ZM137 20L139 21L140 26H142L143 28L149 29L151 27L152 30L155 31L160 26H162V25H164L166 23L167 16L161 15L159 25H157L155 22H151L150 23L147 19H144L142 16H137ZM117 23H119V21H117ZM202 23H203V21H202ZM3 25H4V17H0V27H3ZM8 35L11 36L12 33H9ZM187 43L191 44L193 47L197 46L196 40L194 38H192L191 36L189 37ZM207 67L211 68L212 65L208 64ZM261 75L264 76V72H262ZM237 147L239 149L240 146L238 145ZM260 148H261L262 151H264V143H262L260 145ZM260 161H261V163H264V155H262L260 157ZM241 162H242V164L244 165L245 168H248L254 162V157L251 156V155H248L246 158L242 156L241 157ZM225 163H228V161H225ZM233 171H236V169H233ZM261 172H264V168L261 169ZM239 186L241 188L244 187L243 184H240ZM226 224L229 226V228L233 232H236L237 234H239L241 236L243 235V233H239V231L232 226V222L231 221H227ZM262 235H264V234H262ZM160 247H161V245H160V241L158 239L149 241L148 250H149L150 254L152 252H155V251L159 250ZM240 254H241L240 251L235 253V255H240ZM223 264H233L231 256H229V258L226 261H224ZM259 264H264V260L260 261Z\"/></svg>",
    "mask_w": 264,
    "mask_h": 264
}]
</instances>
